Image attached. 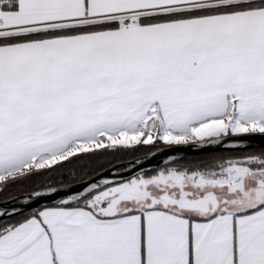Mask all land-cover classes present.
Instances as JSON below:
<instances>
[{"label": "snow or ice", "instance_id": "obj_1", "mask_svg": "<svg viewBox=\"0 0 264 264\" xmlns=\"http://www.w3.org/2000/svg\"><path fill=\"white\" fill-rule=\"evenodd\" d=\"M255 139L264 0H0V264H264Z\"/></svg>", "mask_w": 264, "mask_h": 264}, {"label": "water", "instance_id": "obj_2", "mask_svg": "<svg viewBox=\"0 0 264 264\" xmlns=\"http://www.w3.org/2000/svg\"><path fill=\"white\" fill-rule=\"evenodd\" d=\"M262 143H264V141H261L259 139L249 141V144L251 145L252 148H259L262 145ZM249 149H251V148H249ZM222 151H231V150H230L228 145H223L220 147H214L213 146V147H208V148L203 149V150H201L199 148L181 146L180 148H178L177 150H175L169 154L173 155L177 158H180V157L187 158L190 156L206 154V153H213V152H222ZM166 159H167L166 156L157 155L152 160L151 166H164V161ZM125 162H127V161H125ZM145 166L148 167L149 165L146 164Z\"/></svg>", "mask_w": 264, "mask_h": 264}, {"label": "trees", "instance_id": "obj_3", "mask_svg": "<svg viewBox=\"0 0 264 264\" xmlns=\"http://www.w3.org/2000/svg\"><path fill=\"white\" fill-rule=\"evenodd\" d=\"M248 150H251V149H248ZM231 154H232L231 151H222V152L206 153V154H200V155H195V156H190V157L184 158V161L203 159V158H207L209 156H225V157H227V156H229ZM129 159H131V157H127L125 159V161H127Z\"/></svg>", "mask_w": 264, "mask_h": 264}]
</instances>
